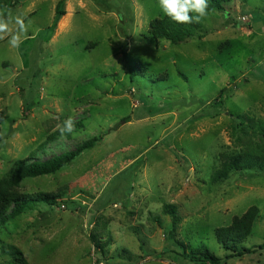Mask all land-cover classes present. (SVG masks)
<instances>
[{
    "label": "rangeland",
    "instance_id": "374dc122",
    "mask_svg": "<svg viewBox=\"0 0 264 264\" xmlns=\"http://www.w3.org/2000/svg\"><path fill=\"white\" fill-rule=\"evenodd\" d=\"M0 13L30 22L19 47L0 40V187L17 162L98 139L52 175L4 184L30 207L0 215V264H196L194 250L264 264V0L210 8L179 44L150 35L159 0H0ZM235 156L242 169L217 179ZM251 208L237 256L215 231Z\"/></svg>",
    "mask_w": 264,
    "mask_h": 264
},
{
    "label": "trees",
    "instance_id": "16d2710c",
    "mask_svg": "<svg viewBox=\"0 0 264 264\" xmlns=\"http://www.w3.org/2000/svg\"><path fill=\"white\" fill-rule=\"evenodd\" d=\"M226 2H229V0H208V10H210V8L222 10L223 4ZM196 28L197 24H195V22L177 23L167 15L163 19H155L149 24V32L154 39H165L171 44L184 42L187 37L192 35V30ZM177 75L186 80V77L182 73L178 72ZM223 91L224 90L221 91V94L224 93ZM6 120L7 116L0 112V141L2 136L1 125ZM259 128L264 139V124H262ZM97 142L98 139L93 138L78 146L74 150L61 153L43 162L28 160L17 162L13 170V174L9 178L3 179L1 182L3 185L0 187V215L5 214V211L12 205L13 208L10 215L8 217L6 216L5 220L12 219L22 214L30 207V201L26 200L25 197L18 194L5 193L3 189L4 184L7 185L10 180L20 181L24 178H36L44 175H52L71 163L82 152L93 148ZM242 159H244L246 163L245 156L244 158L235 156L233 159L224 160L225 162L222 163V167L217 174V179L225 178L231 170H241L245 164L244 160L242 163ZM42 202H49V200L48 198H43ZM164 210L165 213L171 217L172 226L174 228L179 221L176 208L174 206H165ZM257 213L258 211L256 208H251L242 217L235 218L229 227L216 230L215 237L217 242L225 249L231 250L233 254L237 256H242L248 253L249 250L247 249L236 251L233 244L241 242L249 236L253 223L257 217ZM191 253L193 254L192 259L196 262V264H221L220 259L208 250H194ZM13 258L12 264H28L19 253H16Z\"/></svg>",
    "mask_w": 264,
    "mask_h": 264
},
{
    "label": "clouds",
    "instance_id": "9594fccd",
    "mask_svg": "<svg viewBox=\"0 0 264 264\" xmlns=\"http://www.w3.org/2000/svg\"><path fill=\"white\" fill-rule=\"evenodd\" d=\"M159 5L164 14L177 23H199L208 15V0H159ZM191 13H195V16ZM13 23L17 26L15 31L11 27ZM29 26L30 22L26 24L22 17L13 18L10 13L7 16L0 13V40L10 37V46L19 47L21 37L27 35ZM73 128L71 118L66 119L62 125H57L62 136L71 133Z\"/></svg>",
    "mask_w": 264,
    "mask_h": 264
},
{
    "label": "built area",
    "instance_id": "2783aa9c",
    "mask_svg": "<svg viewBox=\"0 0 264 264\" xmlns=\"http://www.w3.org/2000/svg\"><path fill=\"white\" fill-rule=\"evenodd\" d=\"M242 19H243V21H246L245 18H242Z\"/></svg>",
    "mask_w": 264,
    "mask_h": 264
}]
</instances>
